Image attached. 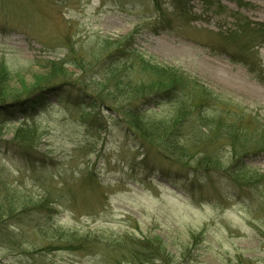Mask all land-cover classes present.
I'll return each instance as SVG.
<instances>
[{
  "label": "rangeland",
  "instance_id": "374dc122",
  "mask_svg": "<svg viewBox=\"0 0 264 264\" xmlns=\"http://www.w3.org/2000/svg\"><path fill=\"white\" fill-rule=\"evenodd\" d=\"M157 2L0 0V65L12 74L10 87L19 89L21 80L34 84L60 61L65 73L52 82L65 80L74 90L85 84L88 96L98 90L90 80L103 81L112 61L140 85L146 76L139 60L109 58L113 43L128 37L145 60L217 94V104L205 106L207 114L218 108L245 116L239 140L253 149L264 137V87L229 61L237 48L220 34L237 17L263 23V1ZM258 44L253 53L264 68ZM76 64L90 65L87 74ZM67 88L63 102L51 97L27 117L0 108V264H264L263 151L244 158L259 176L251 183L235 185L221 171L195 177L175 155L142 144L106 105L89 110ZM175 107L167 101L141 105L149 121L170 120ZM238 117L226 118L237 123ZM189 122L195 130L186 129L177 140L181 147L198 141L197 126ZM25 125L37 137L38 153L30 160L9 142ZM224 137L203 138L201 147L227 165L231 152ZM43 200L48 206L40 208ZM68 234L83 248L67 247ZM145 238L163 248H153L149 262L132 261L131 241Z\"/></svg>",
  "mask_w": 264,
  "mask_h": 264
},
{
  "label": "trees",
  "instance_id": "16d2710c",
  "mask_svg": "<svg viewBox=\"0 0 264 264\" xmlns=\"http://www.w3.org/2000/svg\"><path fill=\"white\" fill-rule=\"evenodd\" d=\"M152 1L158 7V0ZM176 1L179 3L181 0ZM187 1L184 0L180 4H186ZM233 1L241 5L244 0ZM261 1L264 3V0ZM203 2L207 6H211L214 0H203ZM220 35L223 41L230 42L237 48L236 52L228 54L229 61L242 65L249 76L264 87V68L260 61L255 60L256 55L253 53L256 41H258L261 48L264 47V22L252 24L237 17L233 28ZM129 40L127 37L118 43H113L115 48L111 50L109 58L131 57L135 61L139 60L141 71L146 76V80L140 85L131 83L125 77V67L116 66L115 61H112L106 72L104 70L103 81L90 80L91 86H95L98 90L88 96L85 93L87 87L85 84L79 85L82 89L79 90L78 87L76 91L73 86L65 83V80L52 82L57 75H64L65 73L62 65L63 61H60V63H51L48 72L39 77L34 84L28 85L21 80L20 88L12 89L10 87L12 74L5 66L0 65V108L4 107L6 115L10 116H14L16 113H20L25 117L33 115L46 106L49 98L56 97L60 101L62 99L61 95H63L62 88L64 85H68L70 89L67 88L66 90H69L70 94L79 93L76 101H81L82 105H87V109L93 110L94 107L106 105L109 111L123 119L121 120L125 122L128 130L134 133L136 139L142 144L153 146L159 152L160 150L166 151L170 156L175 155V161L182 164L183 168L191 169L195 177L198 174L208 175L213 171H221L235 185H239L241 182L251 183L256 181L259 177L258 174L245 164L244 158L264 152V137L259 138L261 142L257 143V146L254 145L253 149V144L246 145V141L239 140V134L245 132V116L241 114L238 117V115L230 114L227 110L218 108L210 109L211 114L214 115L207 114L205 109L207 107L205 106L214 107L218 102L217 94L206 89L197 81L185 78L176 70L152 64L145 60L132 49ZM68 59L70 62L81 63L72 56H69ZM257 59L260 60V58ZM85 65H87V68L76 64L77 69L83 71L82 76L84 72L87 74L86 69L90 68V65ZM147 101H167L175 104L173 117L170 120L159 121L144 119L141 105H144ZM14 104L18 106L12 108ZM226 117L231 119L238 117L240 120L237 123H234L235 121L228 122ZM191 120L197 126L194 137H197L198 141L192 142L190 146L188 141H185L186 145L181 147L177 140L185 138L187 135L186 129L190 132L195 130L194 127L188 125ZM224 125H226L225 129L223 128ZM202 129L205 130V133L202 132ZM221 134L225 135L224 142L228 143L231 152L227 165H223L219 157L207 154L201 147L203 138L211 142H217V138ZM36 139V131L25 125L16 131L14 138L9 142L24 159L30 160L38 153L35 146ZM198 145L201 148L196 149L195 147ZM47 204L48 202L43 200L39 207L42 208ZM66 236L70 238V240H66L68 241L65 243L67 247L81 246L80 249L83 248L85 243L80 238L76 239L72 234ZM158 245L154 246L151 240L146 238L132 240V251L128 255L132 261L140 258L143 262H149L154 255L155 250L153 248L156 250L163 248L162 244H160L161 246ZM50 250L52 251V249Z\"/></svg>",
  "mask_w": 264,
  "mask_h": 264
}]
</instances>
